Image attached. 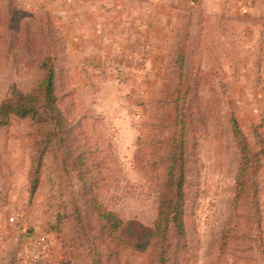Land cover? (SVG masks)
<instances>
[{
    "label": "rangeland",
    "instance_id": "374dc122",
    "mask_svg": "<svg viewBox=\"0 0 264 264\" xmlns=\"http://www.w3.org/2000/svg\"><path fill=\"white\" fill-rule=\"evenodd\" d=\"M48 56L68 141L32 195L33 127L0 128V264H159L158 241L111 244L93 202L145 240L181 131L184 234L168 264H264V3L0 0V102L33 90ZM234 117L253 163L239 202Z\"/></svg>",
    "mask_w": 264,
    "mask_h": 264
},
{
    "label": "trees",
    "instance_id": "16d2710c",
    "mask_svg": "<svg viewBox=\"0 0 264 264\" xmlns=\"http://www.w3.org/2000/svg\"><path fill=\"white\" fill-rule=\"evenodd\" d=\"M43 79L31 91H22L12 86L8 95L0 102V128L11 124L12 119L30 122L34 135V155L30 174V191L34 195L40 185L41 169L45 165L46 156L53 150L60 149L68 141V129L65 116L59 107L56 95L55 61L52 57L44 58L42 62ZM177 124V122H176ZM231 127L237 146L242 155L240 171V192L237 201L242 197L245 188L244 178L252 167L249 148L238 120H231ZM184 140L181 134L174 138L166 172V184L161 194L158 215L152 233L143 241L129 237L127 224L115 213L104 211L94 200L93 210L104 224V232L109 242L117 247L129 248L133 251L145 252L150 243L158 241L161 247L159 264H168L170 238L181 242L184 234ZM106 230V229H105ZM43 264V263H41Z\"/></svg>",
    "mask_w": 264,
    "mask_h": 264
},
{
    "label": "crops",
    "instance_id": "0c3cea01",
    "mask_svg": "<svg viewBox=\"0 0 264 264\" xmlns=\"http://www.w3.org/2000/svg\"><path fill=\"white\" fill-rule=\"evenodd\" d=\"M199 1H200L201 5H202V8L203 9H207L209 4H212L213 6L220 8L224 3H227V1H228V4H229V2H231L232 0H199ZM258 1L257 0H252V2H255V3L256 2L257 3H264V0H258ZM251 6H252V4L246 5L245 7L250 9L249 7H251Z\"/></svg>",
    "mask_w": 264,
    "mask_h": 264
},
{
    "label": "built area",
    "instance_id": "2783aa9c",
    "mask_svg": "<svg viewBox=\"0 0 264 264\" xmlns=\"http://www.w3.org/2000/svg\"><path fill=\"white\" fill-rule=\"evenodd\" d=\"M43 241V240H42Z\"/></svg>",
    "mask_w": 264,
    "mask_h": 264
}]
</instances>
